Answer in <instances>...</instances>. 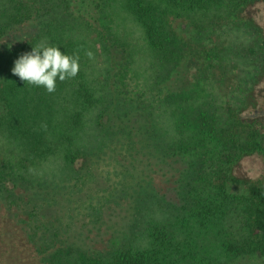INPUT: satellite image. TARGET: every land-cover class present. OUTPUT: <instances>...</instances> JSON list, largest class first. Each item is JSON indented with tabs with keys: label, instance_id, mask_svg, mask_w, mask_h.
Returning a JSON list of instances; mask_svg holds the SVG:
<instances>
[{
	"label": "trees",
	"instance_id": "obj_1",
	"mask_svg": "<svg viewBox=\"0 0 264 264\" xmlns=\"http://www.w3.org/2000/svg\"><path fill=\"white\" fill-rule=\"evenodd\" d=\"M83 3L0 0V264H264V177L233 172L264 154V95L221 118L198 86L223 26L264 42L244 15L264 0ZM41 41L79 56L53 93L12 73Z\"/></svg>",
	"mask_w": 264,
	"mask_h": 264
},
{
	"label": "rangeland",
	"instance_id": "obj_2",
	"mask_svg": "<svg viewBox=\"0 0 264 264\" xmlns=\"http://www.w3.org/2000/svg\"><path fill=\"white\" fill-rule=\"evenodd\" d=\"M72 2L73 6L76 5L82 8L84 5V0H72ZM117 15L118 22H123L122 19L125 18L124 15ZM244 15L248 19H253L257 26L261 28L264 35V5L259 4L252 9H248ZM126 24L122 26L127 30L131 29V26L128 23ZM182 25L184 26L183 22ZM186 26L185 24L184 27ZM223 27L225 30L220 31L219 38L213 35V37L209 36V40L207 39L206 42H203L205 45H208L206 51L207 56L202 57V60L205 59V61L201 66L202 73L199 76L202 80L199 81L200 83L198 84L202 89V96H208L209 98L208 101L211 103V106L208 109L217 115L220 113L218 116L221 118H223L221 115H224L222 108L226 106V103L229 101L232 103L233 100L240 101L249 93L250 88L253 87L254 96H257L259 99H261L260 96L264 95L263 38L255 36L249 28L245 26L240 28L239 33L228 30L226 26ZM233 27L232 25V29L235 30ZM226 33L229 34V37H225ZM129 37L131 41H134H132L134 44L139 46L133 50L135 59L138 63L147 70L151 68V72L158 69L159 67L157 66H155V68L153 67L154 69L152 68L151 61L148 63L149 66L147 64H142L143 60L148 55L145 50L146 48H141L142 42L138 39H134L139 37V35H135L134 38L132 36ZM212 39H214V42ZM185 51L186 50H184V53ZM148 59H150L149 56ZM168 72H171V68L166 66L162 70L159 69L157 74L166 77L168 76ZM253 82L256 84H253ZM251 109L247 108L242 112L244 119L252 117L253 109ZM254 140L259 143L261 147H264V142L261 138L258 137ZM9 159L10 156L7 155L6 149L3 147L0 148V165L6 164ZM233 172L234 179L237 181L262 179L264 177V154L259 152L245 154ZM240 264L260 263H255L250 259L243 260Z\"/></svg>",
	"mask_w": 264,
	"mask_h": 264
},
{
	"label": "clouds",
	"instance_id": "obj_3",
	"mask_svg": "<svg viewBox=\"0 0 264 264\" xmlns=\"http://www.w3.org/2000/svg\"><path fill=\"white\" fill-rule=\"evenodd\" d=\"M86 55L91 59L93 53ZM80 71L79 56L62 52L61 48L47 41L33 46L14 62L12 73L28 84L43 87L47 92L56 90L57 81L75 78Z\"/></svg>",
	"mask_w": 264,
	"mask_h": 264
}]
</instances>
